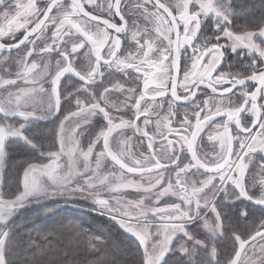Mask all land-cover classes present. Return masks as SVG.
Wrapping results in <instances>:
<instances>
[{"label": "snow or ice", "instance_id": "obj_1", "mask_svg": "<svg viewBox=\"0 0 264 264\" xmlns=\"http://www.w3.org/2000/svg\"><path fill=\"white\" fill-rule=\"evenodd\" d=\"M248 8L0 0V264H264V0ZM76 196L135 238L130 260L77 221L26 232L34 203Z\"/></svg>", "mask_w": 264, "mask_h": 264}, {"label": "trees", "instance_id": "obj_2", "mask_svg": "<svg viewBox=\"0 0 264 264\" xmlns=\"http://www.w3.org/2000/svg\"><path fill=\"white\" fill-rule=\"evenodd\" d=\"M260 0H243V3L248 5L249 8L246 10H253L256 12L257 18L259 17V12L256 9H252L251 6L258 5ZM58 123V121H57ZM53 125H49L51 127ZM17 158L12 154L11 164L13 169L6 171L5 173V192L14 189L16 186V172L15 167L22 162L23 156L18 152ZM12 171V177L10 176ZM11 177V178H10ZM70 200V199H68ZM68 204V205H66ZM46 206L52 209L55 213L54 215H49L45 218L42 214V207ZM68 220L77 221L84 225L85 228L93 233H103L111 234L112 240L120 244L121 247L125 249H130L129 256L122 257V259H131V254L134 253L137 241L130 234L124 233L117 227H114L112 223L108 221L106 217H100L95 211H93V205L87 202L74 200L73 204L68 203L65 199L62 200H47L42 201L41 204H34L28 212L26 213V219L23 221L24 227L27 233H31L33 237L40 233L45 225L59 224L60 222L67 223ZM258 222V221H257ZM55 241L53 245H55ZM100 256L99 253H87L81 251L76 257L80 264H95L97 258Z\"/></svg>", "mask_w": 264, "mask_h": 264}, {"label": "rangeland", "instance_id": "obj_3", "mask_svg": "<svg viewBox=\"0 0 264 264\" xmlns=\"http://www.w3.org/2000/svg\"><path fill=\"white\" fill-rule=\"evenodd\" d=\"M62 118V117H61ZM85 143H86V141H85ZM15 155V158H17L16 156H18L19 154H18V152H14L13 153V156ZM10 176L12 177V171H11V174H10ZM10 177V178H11ZM52 199H55V200H62V199H65L66 201H68V203H71V204H73V201L74 200H77V201H84V202H87V203H91V201L90 200H85V199H83L82 197H80V196H76V197H74V198H63V197H55V198H52ZM52 199H49V200H52ZM68 199H70V200H68ZM35 204V203H34ZM33 204V205H34ZM92 204V203H91ZM66 205H68V204H66ZM32 207V206H31ZM107 218V217H106ZM249 254H251V253H249Z\"/></svg>", "mask_w": 264, "mask_h": 264}, {"label": "flooded vegetation", "instance_id": "obj_4", "mask_svg": "<svg viewBox=\"0 0 264 264\" xmlns=\"http://www.w3.org/2000/svg\"><path fill=\"white\" fill-rule=\"evenodd\" d=\"M208 147H210V145Z\"/></svg>", "mask_w": 264, "mask_h": 264}]
</instances>
